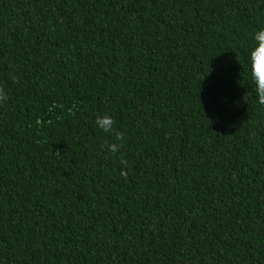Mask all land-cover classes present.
<instances>
[{"label": "trees", "instance_id": "obj_1", "mask_svg": "<svg viewBox=\"0 0 264 264\" xmlns=\"http://www.w3.org/2000/svg\"><path fill=\"white\" fill-rule=\"evenodd\" d=\"M261 29L264 0H0V264H264Z\"/></svg>", "mask_w": 264, "mask_h": 264}, {"label": "clouds", "instance_id": "obj_2", "mask_svg": "<svg viewBox=\"0 0 264 264\" xmlns=\"http://www.w3.org/2000/svg\"><path fill=\"white\" fill-rule=\"evenodd\" d=\"M256 47L251 53L252 61V84L253 89L257 95L258 102L264 105V29H261L255 34ZM5 94L2 89H0V100L5 99ZM114 121L111 117L105 116L98 118L96 121V126L102 129L104 132L113 131ZM116 139L122 141V134L116 133ZM119 150L118 144H111L109 146V151L115 153Z\"/></svg>", "mask_w": 264, "mask_h": 264}]
</instances>
